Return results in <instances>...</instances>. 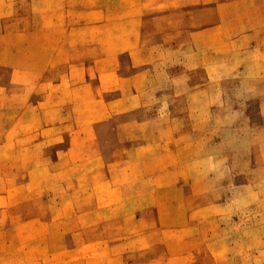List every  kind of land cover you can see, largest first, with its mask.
<instances>
[{
    "label": "rangeland",
    "instance_id": "rangeland-1",
    "mask_svg": "<svg viewBox=\"0 0 264 264\" xmlns=\"http://www.w3.org/2000/svg\"><path fill=\"white\" fill-rule=\"evenodd\" d=\"M35 13L0 0V264H264V0L121 92L36 77Z\"/></svg>",
    "mask_w": 264,
    "mask_h": 264
},
{
    "label": "crops",
    "instance_id": "crops-1",
    "mask_svg": "<svg viewBox=\"0 0 264 264\" xmlns=\"http://www.w3.org/2000/svg\"><path fill=\"white\" fill-rule=\"evenodd\" d=\"M235 1L35 0V76L54 79L65 71L61 78L79 76L82 87L93 85L99 93L124 91L125 85L134 86L135 78L143 72L122 76L118 67L107 69L104 62H114L115 66L126 58L137 67L141 61L154 58L149 53L160 52L171 36L186 43L187 37L202 34L203 28L218 26L220 6L234 5ZM205 13L209 17H204ZM188 29H192L189 34ZM19 39L26 40L23 36ZM99 101H104L103 95ZM118 235L116 231L99 232L100 238Z\"/></svg>",
    "mask_w": 264,
    "mask_h": 264
}]
</instances>
